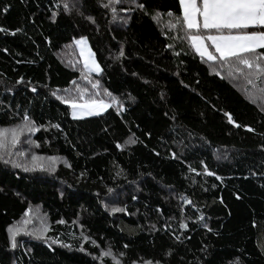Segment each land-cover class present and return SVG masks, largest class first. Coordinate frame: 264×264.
Masks as SVG:
<instances>
[{"label": "trees", "instance_id": "obj_1", "mask_svg": "<svg viewBox=\"0 0 264 264\" xmlns=\"http://www.w3.org/2000/svg\"><path fill=\"white\" fill-rule=\"evenodd\" d=\"M0 29V129L27 115L32 150L64 160L49 175L0 162V264H264V78L236 83L245 65L190 41L221 31L189 29L180 0H0ZM31 204L47 231L16 237Z\"/></svg>", "mask_w": 264, "mask_h": 264}, {"label": "snow or ice", "instance_id": "obj_2", "mask_svg": "<svg viewBox=\"0 0 264 264\" xmlns=\"http://www.w3.org/2000/svg\"><path fill=\"white\" fill-rule=\"evenodd\" d=\"M119 2L120 0H109L110 4ZM181 4L184 6V18L189 29H199L202 27L203 29H216L222 32L224 29H246L251 25L264 26V0H202V10L197 7L196 0H181ZM107 6L108 5H105V7ZM64 7L67 8V4H65ZM112 10L115 12V8ZM197 13L203 17L202 24L197 20ZM0 31H3V29H0ZM204 39L205 37L199 35L191 36L196 51L201 57L206 56L210 61L217 60L218 57L213 55V53L208 51L207 47L204 46ZM206 39L212 41L215 46V51L219 53V59L228 60L229 58H236L239 63L245 65L247 68L255 67L258 73H264V67H262L259 62L264 60V52L254 56V60L256 61L255 64L253 60L243 55L245 53H255L257 48L264 49V31L245 32L236 35H232L231 33L218 36L209 35ZM77 43L81 42L78 41ZM121 55H123V52H121ZM93 70H98V65ZM249 83H251V81H249ZM96 86L97 85H93V87ZM33 90L35 91V89ZM72 107L85 111L87 115H95L98 113L94 112L92 110L93 108H106L108 105L103 104L102 101H93L91 104L85 103L82 105L74 103ZM28 119L27 115H25V124L22 127L18 126L12 129H0V159H3V153L9 148V145L14 147L19 143L18 137L25 129H27L28 132L38 130L29 125ZM229 119L231 120L230 115ZM249 130L252 131L253 129ZM135 142L136 141L132 139L128 141V143ZM33 159H36V157H33ZM24 170L28 171L29 169L25 168ZM182 227H187V225H182ZM13 247H15V240H13ZM103 255L110 256L112 254L109 251L103 253ZM146 264H152V262L148 261Z\"/></svg>", "mask_w": 264, "mask_h": 264}, {"label": "rangeland", "instance_id": "obj_3", "mask_svg": "<svg viewBox=\"0 0 264 264\" xmlns=\"http://www.w3.org/2000/svg\"><path fill=\"white\" fill-rule=\"evenodd\" d=\"M181 2V0H180ZM197 7L201 8L202 10V0H196ZM182 6V11H183V16H184V6ZM197 20L202 24L203 22V17L197 13ZM251 26H261V25H251ZM202 28V27H201ZM200 29V28H199ZM263 31V30H262ZM236 35V34H242L243 32H207V35H203L200 33H193V35H199L202 37H205L203 43L204 46L207 47L208 51L212 52L213 55L219 56V53L215 51V46L213 45L211 40L206 39L207 36L212 35V36H218V35H228V34ZM191 35V36H193ZM80 41L81 43H77ZM190 41L192 45L194 46L191 38ZM76 46L79 51L80 55V60L85 67V69L89 72H94V73H99L101 71V65L98 64L97 59L95 57L94 52L92 51V47L90 44V41L87 37H79L75 40ZM194 49L196 50V47L194 46ZM258 49V48H257ZM206 57V56H204ZM207 58V57H206ZM253 60L254 64L256 61L254 60V57L251 58ZM261 63V66L264 67V61L261 60L259 61ZM98 65V70H93L95 67ZM239 68H235V70L232 68L231 71L227 72L229 77H231L234 81L237 82H243V80L246 82V85H255L256 87L259 88L257 79L259 78H264L262 77L261 74L264 73H258V70L253 67L250 69H247L245 67V71L242 73H239L237 71ZM251 81V83H249ZM251 94L255 96V92L251 91ZM93 101L96 102H103V104L108 105L106 108H93L92 110L99 115L104 112H106L110 107L113 105L118 106L117 104L119 103L116 98L112 99H103V100H91V101H85V102H70L69 105L71 106V116L76 119L80 118H85V117H91L95 115H87L85 111L77 108L74 109L72 105L78 104L82 105L85 103L91 104ZM123 108V107H122ZM18 127V126H17ZM22 127V126H21ZM16 128V127H13ZM2 129H12V128H2ZM19 143H17L14 147L9 145V148L4 151L3 153V159H0V162L4 163V165H8L10 167H13L14 169H19L24 172L28 173H36L38 172V175L41 174H51L53 172H57L60 170V166L64 165V160L61 158L57 157H47V156H42L40 154H37L34 150L33 142L29 136V132L27 129L23 131L21 135L18 137ZM9 140H10V135H9ZM33 157H36V159H33ZM7 161V162H5ZM19 165V166H15ZM28 168V171H25L24 169ZM66 182L62 183V187L67 186V180L64 179ZM112 205L115 206L117 201L119 199L113 200L112 197ZM110 206V202H109ZM31 212L29 215L25 216L23 219H21L19 222H17L13 228H12V234L15 235L16 237L20 236H44L46 231H47V219L45 217V212L42 210L41 205L38 204H31Z\"/></svg>", "mask_w": 264, "mask_h": 264}]
</instances>
